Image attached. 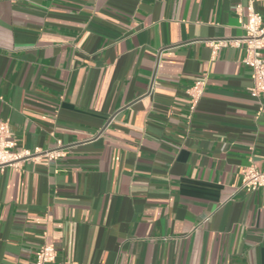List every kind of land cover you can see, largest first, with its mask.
Wrapping results in <instances>:
<instances>
[{
    "label": "crops",
    "instance_id": "0c3cea01",
    "mask_svg": "<svg viewBox=\"0 0 264 264\" xmlns=\"http://www.w3.org/2000/svg\"><path fill=\"white\" fill-rule=\"evenodd\" d=\"M250 6L264 17V0H0V118L38 151L0 169V264L44 242L51 264H264V188L242 186L264 167Z\"/></svg>",
    "mask_w": 264,
    "mask_h": 264
},
{
    "label": "built area",
    "instance_id": "2783aa9c",
    "mask_svg": "<svg viewBox=\"0 0 264 264\" xmlns=\"http://www.w3.org/2000/svg\"><path fill=\"white\" fill-rule=\"evenodd\" d=\"M244 34L241 41L245 45V56L243 63L252 70L253 86L252 92L256 95L264 94V17L251 6L249 7L248 18L242 23ZM240 41L233 44L239 45ZM225 42L214 44V48L224 45ZM206 86V78L197 79L189 88L191 97V110H194L200 101ZM17 141L13 137L7 121L0 118V169L8 166L18 167L20 162L34 157L36 152L30 150L16 149ZM49 158H56L61 155L59 151L47 153ZM242 186L249 192L264 188V167L256 168L252 165L242 170ZM57 256L56 246L51 242H44L37 254L36 264H51Z\"/></svg>",
    "mask_w": 264,
    "mask_h": 264
}]
</instances>
